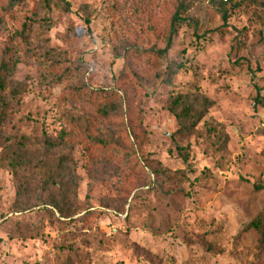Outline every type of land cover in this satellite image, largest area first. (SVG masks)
<instances>
[{"label": "rangeland", "instance_id": "rangeland-1", "mask_svg": "<svg viewBox=\"0 0 264 264\" xmlns=\"http://www.w3.org/2000/svg\"><path fill=\"white\" fill-rule=\"evenodd\" d=\"M235 1L221 28L211 0H197L155 70L146 52L163 47L176 0H68L49 30L15 43L0 127V264H264V195L252 190L264 184V110L253 107L264 96V27L256 3ZM24 14L14 9L0 28V60ZM171 93L211 100L203 122L220 134L177 133ZM112 100L114 114L93 121ZM61 132L62 150L44 145ZM175 146L187 147L192 182ZM62 155L57 190L43 192L38 173Z\"/></svg>", "mask_w": 264, "mask_h": 264}, {"label": "trees", "instance_id": "trees-1", "mask_svg": "<svg viewBox=\"0 0 264 264\" xmlns=\"http://www.w3.org/2000/svg\"><path fill=\"white\" fill-rule=\"evenodd\" d=\"M196 1L197 0H176L167 30L163 34V47L151 49L146 52L147 58L153 62L152 70H155L158 67V60L166 55L167 51L169 50L176 24L180 21H183L182 16L188 9L194 6ZM252 2L256 3V5L260 8L262 13L261 23L264 27V0H252ZM210 3L214 8L215 16L218 17L221 23L220 27L224 28L231 16L232 11L238 7V5H236V1L211 0ZM18 7L25 9L24 19L21 22L20 30L15 31L7 37V42L3 48V57L0 60V127L4 124L9 105V99H6V97L3 96V91L6 88V78L10 72L9 65L11 64L13 46L15 43L18 44L19 42L26 44L29 34L33 29H35L36 32H45L54 25V20L57 15L67 14L70 12V4L68 0H0V28L5 27L7 18L12 14V11ZM84 22L86 25L89 24L88 19H85ZM180 68V65H176L174 68H172V66L168 68L167 74L164 77V81L167 85H171L174 75L180 70ZM155 76L158 77L157 74ZM83 90H85V88H83ZM118 104L119 103L115 102V100L105 101L99 104L94 109H92V120L96 121L111 116L117 110ZM211 105V100L195 93H171L170 97L168 98L167 107L178 124V129L176 132L183 135H189L191 133L197 132L199 129H204L209 132V135H219L221 132L219 125L213 124L209 121L203 122V119L207 115L208 109L211 107ZM253 107H260L264 110V96H261L259 91L256 92L253 98ZM66 137V133L61 132L58 136L57 145H54V143L49 141H46L44 145L49 146L50 148L56 146V148L62 150L66 142ZM19 143V146H22L26 144V140L21 138ZM175 149L183 165V168L178 169V172H181V176L185 180L192 182V179H190L192 165L187 159V147L175 146ZM19 159V157H15L14 159L7 157L6 160L11 165V167L18 169L20 167ZM68 160L69 158L66 155H62L57 160V167H54V169L52 167H47L46 171L38 173L40 187L43 192L49 188H54L57 190L58 178L60 179L59 174L62 172L59 169V166L61 163ZM162 172L163 169H158L154 171V174L160 175ZM196 178L197 177H194L193 180H196ZM252 190L254 192H261L264 195V184H253ZM259 216L262 220H264V205ZM256 225L257 223L250 224L251 227L255 228Z\"/></svg>", "mask_w": 264, "mask_h": 264}]
</instances>
